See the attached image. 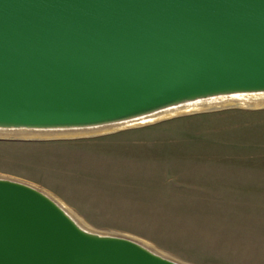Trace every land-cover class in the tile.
Masks as SVG:
<instances>
[{"label": "water", "instance_id": "obj_1", "mask_svg": "<svg viewBox=\"0 0 264 264\" xmlns=\"http://www.w3.org/2000/svg\"><path fill=\"white\" fill-rule=\"evenodd\" d=\"M264 92V0H0V129L90 127ZM0 264H181L0 177Z\"/></svg>", "mask_w": 264, "mask_h": 264}, {"label": "rangeland", "instance_id": "obj_2", "mask_svg": "<svg viewBox=\"0 0 264 264\" xmlns=\"http://www.w3.org/2000/svg\"><path fill=\"white\" fill-rule=\"evenodd\" d=\"M199 104L97 132L57 133L115 123L0 129V177L181 264H264V99Z\"/></svg>", "mask_w": 264, "mask_h": 264}, {"label": "bare ground", "instance_id": "obj_3", "mask_svg": "<svg viewBox=\"0 0 264 264\" xmlns=\"http://www.w3.org/2000/svg\"><path fill=\"white\" fill-rule=\"evenodd\" d=\"M264 99V92H250V93H235V94H228V95H219L216 97L208 98L207 100L210 103L215 102H226V101H239L241 104H247L248 102H254V104H258V100ZM201 100H197L196 102H186V103H181L178 105H173L169 106L157 111H154L152 113H149L147 115H142L136 118L128 119L125 121H120V122H115V125L112 126H107L102 129H91V130H81V131H73V132H68V131H57V133H62V134H81V133H87V132H97L98 130H107L110 128L114 127H121L120 125L128 123L129 121H136L135 123H142V122H148V121H153L156 119L168 117L173 114L177 113H182L190 110H196L200 108V102ZM228 103V102H227ZM224 105V104H223ZM202 107V106H201ZM203 109V108H202ZM128 125V124H127ZM131 125V124H129ZM134 125V124H133ZM124 126V125H122ZM43 130V129H41ZM58 135V134H57Z\"/></svg>", "mask_w": 264, "mask_h": 264}]
</instances>
